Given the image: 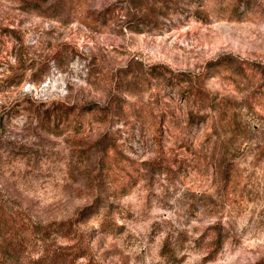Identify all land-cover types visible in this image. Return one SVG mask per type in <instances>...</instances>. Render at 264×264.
I'll return each instance as SVG.
<instances>
[{"label":"rangeland","instance_id":"rangeland-1","mask_svg":"<svg viewBox=\"0 0 264 264\" xmlns=\"http://www.w3.org/2000/svg\"><path fill=\"white\" fill-rule=\"evenodd\" d=\"M98 140L132 163L117 199ZM12 207L0 264L80 239L65 264H264V0H0V221ZM63 222L80 239L42 240Z\"/></svg>","mask_w":264,"mask_h":264},{"label":"trees","instance_id":"trees-1","mask_svg":"<svg viewBox=\"0 0 264 264\" xmlns=\"http://www.w3.org/2000/svg\"><path fill=\"white\" fill-rule=\"evenodd\" d=\"M198 1L202 2V0H198ZM88 108H89L88 110H94L95 108H97V106L90 105ZM60 113L62 114V116H64L67 119L69 118L70 115L74 114V110H72L71 107L66 106L63 109H61ZM199 120H203V117H197V115H195L194 113L192 112L190 113V116H189L190 125L196 124ZM94 146H96L101 151V155H102V159L100 161L101 170L102 172H104L105 184H108L110 186L109 196H111L114 199H117L118 197H120L119 196L120 193H122L121 195H124L127 192V190H129L128 188L134 185V182H133V185H130L129 187H122L120 189L117 188V183L119 182L118 180L119 175L123 174L122 176H125L128 173V169L132 163H130L131 161L127 157L117 152L116 148L114 147L108 148L100 140H98ZM97 202H98V205L96 206L97 209L101 207L102 205L104 207L102 219L100 221V226H99L100 232L109 234V233H115L119 231L121 228L116 226L111 221L112 214H113L112 209L114 208V206L110 203L106 204L105 202L102 201V199H98ZM10 210L12 212L9 214V220L0 221V238H4L6 241H7L6 238L10 235L9 233L11 232V228L9 227L10 226L9 221H12L14 216L17 215L18 213V212H14L13 207ZM51 227H53L54 228L53 230L56 232L63 231L62 233L63 238L68 239L70 242L75 240L76 238L80 239L76 235V231L73 228L72 222H63V223H54L52 225H49L48 228H45L42 233V240H45V237L47 239L50 238V235L52 233L50 231L48 232V229ZM216 228L218 232H217L216 237L211 242V246H213L214 248L211 250L210 255L215 254L220 250L222 243L224 241V238H225L221 233V228L219 227V224L216 225ZM80 241L82 243L77 242L78 245H75V246L70 245L64 248L60 247L59 252L56 251V252L49 253L48 250H45L44 257L42 256L38 258V264H65L68 255L64 253L65 251L63 252L61 250H70V253L69 251L67 252L69 256L71 257V262L73 263L78 258L87 256L90 253V246L88 243L82 241L81 239ZM4 253H6L8 257L11 259L15 255L13 251L7 252V250H5ZM169 253H171V247H170L168 240H166L161 249V254L167 255Z\"/></svg>","mask_w":264,"mask_h":264}]
</instances>
